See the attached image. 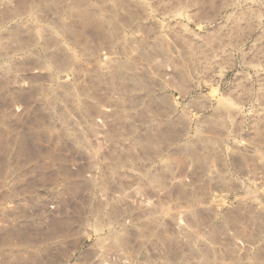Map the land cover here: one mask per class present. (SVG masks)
<instances>
[{
    "label": "rangeland",
    "instance_id": "obj_1",
    "mask_svg": "<svg viewBox=\"0 0 264 264\" xmlns=\"http://www.w3.org/2000/svg\"><path fill=\"white\" fill-rule=\"evenodd\" d=\"M0 264H264V0H0Z\"/></svg>",
    "mask_w": 264,
    "mask_h": 264
},
{
    "label": "bare ground",
    "instance_id": "obj_2",
    "mask_svg": "<svg viewBox=\"0 0 264 264\" xmlns=\"http://www.w3.org/2000/svg\"><path fill=\"white\" fill-rule=\"evenodd\" d=\"M105 58L107 60H111V59H114L115 57L112 55V53H109V55L108 56H105Z\"/></svg>",
    "mask_w": 264,
    "mask_h": 264
}]
</instances>
